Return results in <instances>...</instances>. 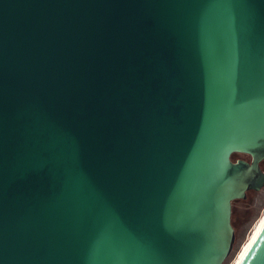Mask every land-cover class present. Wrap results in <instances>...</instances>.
<instances>
[{"label": "water", "instance_id": "water-1", "mask_svg": "<svg viewBox=\"0 0 264 264\" xmlns=\"http://www.w3.org/2000/svg\"><path fill=\"white\" fill-rule=\"evenodd\" d=\"M263 162L264 0H0V264H224Z\"/></svg>", "mask_w": 264, "mask_h": 264}, {"label": "rangeland", "instance_id": "rangeland-1", "mask_svg": "<svg viewBox=\"0 0 264 264\" xmlns=\"http://www.w3.org/2000/svg\"><path fill=\"white\" fill-rule=\"evenodd\" d=\"M264 170V163L262 164ZM264 215V188L247 194L246 199L233 204L232 221L235 231L233 251L224 264H238L248 238Z\"/></svg>", "mask_w": 264, "mask_h": 264}, {"label": "bare ground", "instance_id": "bare-ground-1", "mask_svg": "<svg viewBox=\"0 0 264 264\" xmlns=\"http://www.w3.org/2000/svg\"><path fill=\"white\" fill-rule=\"evenodd\" d=\"M263 226H264V215L261 217V219H260L259 223L257 224L256 228L254 229V231L252 232V234L248 238V241L246 243V246H245L243 255L245 254V251L248 248V246L252 245V243L254 242V240L256 239V237L258 236V234L261 231V229L263 228ZM239 261H238V263H239Z\"/></svg>", "mask_w": 264, "mask_h": 264}, {"label": "trees", "instance_id": "trees-1", "mask_svg": "<svg viewBox=\"0 0 264 264\" xmlns=\"http://www.w3.org/2000/svg\"><path fill=\"white\" fill-rule=\"evenodd\" d=\"M237 159H244V160H247V161H250V157L248 156V155H243V154H236V155H234V157H233V160H237ZM264 163V162H263ZM262 163V164H263ZM262 164H261V167H262ZM263 169V168H262ZM251 192H253V191H251ZM251 192H248V193H251ZM247 193V194H248ZM237 201H239V200H236V201H234L233 202V204L235 203V202H237ZM232 226H233V221H232ZM234 227V226H233Z\"/></svg>", "mask_w": 264, "mask_h": 264}]
</instances>
